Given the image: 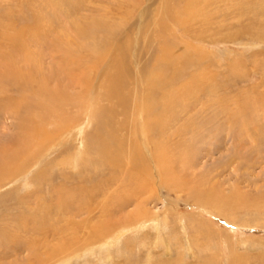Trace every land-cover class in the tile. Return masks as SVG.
<instances>
[{
  "label": "rangeland",
  "instance_id": "1",
  "mask_svg": "<svg viewBox=\"0 0 264 264\" xmlns=\"http://www.w3.org/2000/svg\"><path fill=\"white\" fill-rule=\"evenodd\" d=\"M76 1L0 0V17L8 10L23 21L0 32L48 34L36 43L24 37L19 50L0 40V167L28 120L20 103H32L22 93L26 85L35 90L43 76L52 90L65 84L58 71L65 53H53L65 48L63 32L77 51L66 56L80 69L73 79L96 87L62 89L69 114L56 119L63 129L48 124L53 145L37 158L16 160L0 177V264H264V0H175L179 24L163 19L165 0ZM83 20L109 26L94 29L98 43L73 35ZM127 39L134 49L117 105L125 118L116 119L125 121L118 170L80 144L90 139L95 93L102 95L108 82L102 77L110 75L115 46ZM93 63L98 72L89 70ZM137 68L167 79L160 91L167 100L153 101L150 128L144 122L151 115L142 119L138 110L147 87ZM30 141L33 152L38 146ZM155 153L167 161L166 172ZM61 187L64 208L55 197ZM79 206L95 209L88 214ZM43 225L54 235L28 231Z\"/></svg>",
  "mask_w": 264,
  "mask_h": 264
},
{
  "label": "bare ground",
  "instance_id": "2",
  "mask_svg": "<svg viewBox=\"0 0 264 264\" xmlns=\"http://www.w3.org/2000/svg\"><path fill=\"white\" fill-rule=\"evenodd\" d=\"M165 1H166L167 5L163 7V11H162V17H163V19H165L168 22H172V23H176L177 22L179 24V22H180V18H179L180 12L177 9V5H173L172 4V2H175V0H165ZM196 1H198V0H196ZM189 3H192V1H190ZM12 4H13V2H12ZM54 4H55V2H54ZM262 4H263V2H261V5ZM0 6L1 7H4L3 5H0ZM75 8H77V7H74V8L72 7L71 8V10L74 13L76 12V9ZM6 9H7V7H6ZM11 9H12V7H11ZM85 9H86V6H85ZM5 10H3V12L1 11V13H4ZM5 13H6V14H4L5 17L4 16L0 17V26H4L5 28H7V26H8L9 31H11V29L18 27L19 24H23V23H19V22H23V21H20L19 20L21 18L7 16L8 10ZM258 14L260 15V13H258ZM76 15H77V13H76ZM84 20H85V18H84ZM84 20L81 21L82 24L81 23H78V24L76 23V24L73 25V35L77 39H85V38H88V39H91L93 43H96V42L98 43L97 40H94V38H95L94 37V34H93L94 33V29L95 30H98L100 28L101 29H105V28H109V26H107L105 24H100V22L98 23V21H96V20H92L91 22H88V23H92V24H85L84 23ZM83 24H85V25H83ZM38 26H37V31L40 30V29L38 30ZM165 26H166L165 23H160L159 24V28L164 29ZM33 28H35V27H33ZM39 28H41V27H39ZM6 30L3 29V31L0 32V40L10 41V43L12 44L10 46H13L16 49L18 48V50L22 46V45H20V41L24 37L27 39L28 42H30V43H36L37 41L42 40V37L44 36V34L42 35L43 32H41V31L40 32H37V33H33V34L27 35L25 29H21V30L19 29L16 32L14 31L13 33L6 32ZM51 33H53L52 35L59 36L58 33L57 34H55L54 32H51ZM65 33L66 32H63L62 33L64 39H62V37H61V39H62L61 41H62V44L64 43L67 46L65 45L64 46L65 48H63L62 50H59V51L58 50L57 51L54 50L55 52H53L54 54L57 53L58 55L60 53L61 54H64L65 53L64 54L65 57L64 58H59V61H58L63 66V67L59 66L60 69L58 71L64 73V78L63 79H65V84L62 85V86L61 85L58 86V88L56 90H52L49 87V85H48V83L50 81V77L49 78H46L45 76H43V79H41L39 82L37 80V82L39 83V85L37 86V88L35 90L32 88L33 87L32 86L31 88H32L33 91L30 92L28 90L29 84H27L26 85V88L23 89V91L24 90L25 91L22 92V93H27L28 92L27 95L30 93L29 95H30V97L32 99L31 100V102H32L31 104L30 103L27 104L26 101L25 102H20L25 107L24 114L28 117V120L27 121H24V122L22 121L23 123L21 124V127H20V129H21V135L20 136L21 137H20V140H18L19 143L17 144V146H16L17 148L15 150H13V149L10 148L11 151L8 152V154H7V156L9 155L7 157L8 160L6 159L8 162H6L5 165H2L0 167V177L8 174L9 165L12 164V163H14V165H15L16 160L20 159L21 157H24L26 159V161H27L28 159H32V158H35L36 156H39L40 154L42 155L43 153H38V154H36V153L38 151H40L43 147H45V146L48 147V144L49 143H51V144L53 143V142H50L49 136L52 135V134H54L55 132H50L52 130L47 128L48 127V124H50V126L51 125H56V126H53V127H57L56 130H60L61 128L63 129V125L61 126V125L58 124V122H56V119H62L64 113L69 114V112H67V111L65 112V110H64L65 106H63V104L60 103V101L62 99H64L62 89H66V90H69V91L70 90H75V89H78L79 91H84V88L90 89L89 87H93V88L96 89V87L94 86V84L93 85L92 84L89 85L86 82V79L84 77L81 80L79 78H76L77 80L73 79V76L75 75L74 73L76 72V70H80V69H79V66H77L78 69H76V67L73 64H71V62H69L67 60L68 58H71V57H75L76 56V53H74L76 50L74 52H71L72 49H71V46H70V40H73L74 37H72L69 34H65ZM46 34L47 33H45V36H46ZM127 35L128 34L126 32V37H127ZM53 37L56 38V36H53ZM47 39L49 40L48 37H47ZM27 41H25V42H27ZM34 41H36V42H34ZM56 41H55L54 45H56ZM23 43H24V41H23ZM23 43H21V44H23ZM102 43H104V42H102ZM119 43L116 44V46H115L116 49H115L114 57H112L111 60H110V63L111 62L113 63L112 64V68H111L110 75L106 74L104 77H102V78H105V77L108 78V82H107L108 85L106 83V85H105L104 88L110 90V92L108 94H106V91L107 90H105L104 88H102V91H101V92H103L102 95L97 96L96 93H95V97H94L95 98V101L93 102V104H94L93 105V113L91 115V120H92L93 128H92V131L88 135V137H90V139L89 140H86V143H84V146H82L80 144V147L83 149V152H85V154H86V149H87L88 154L94 153L93 156H96V157L100 158V160H101V162L103 164H106V165H109V166L110 165H112V166H114V165L115 166H118L117 167L118 170H119V167H122V165H121L122 160H120L122 158L121 153H124V151H125L123 140L120 139L119 136H118V128H119V130L122 131V129H124V122L125 121H123L121 123V121L118 122L116 120V119H119V117L124 118V115H122L121 113L120 114L118 113L119 111L117 110V105L118 104H123V99L121 97V94H122V89L124 88V79H125V77L131 78V74L132 73L130 72V67H129L128 62H127V54H128V51L130 49H132V48L134 49V43L132 44L133 46L131 48V40L128 41V39H127L126 42H123V43L121 42L120 44ZM24 44L27 47V44L26 43H24ZM59 44H60V42H59ZM52 45H53V43H52ZM137 45L138 44H136V46ZM45 46H47V45H45ZM49 46H50V44H49ZM10 49L12 50V48H10ZM47 49H48V47H47ZM106 50H109V47L105 46V51ZM50 51H51V49H50ZM97 52H99V51H97ZM66 56H68L67 59H66ZM135 57H136V55H135ZM27 58H28V56H27ZM101 58H103V57H101ZM55 59L56 58H55V55H54V57L52 58V60H55ZM97 64L98 63H93V65L91 66V68H89V70H91V72L97 71V68H96ZM138 68H137V71L140 72L141 74H143L144 76H146L143 79H145V84H146V87H147V90L143 94L144 96H143V100H142V107L139 106L138 110H140L139 112H140V115L142 116V119H144L143 117H145V114L146 113H148L149 115H151L150 117H147L146 118L145 122L143 121L144 124H145V127L150 128L151 127V122H152L151 119L153 117V115H152V112H153L152 103H153V101H155V99H157L158 95H161L160 91L162 90V84L165 85V82L167 81V79L164 78V75H160V76H156L155 75V78H154V77L151 76V74H148V73L146 74V72H147L146 69L141 71V69L139 70ZM164 69H165V67H164L163 64H158L157 65V71L162 72V71H164ZM23 71H24V69H23ZM52 71H54V70H52ZM65 71H66V73H65ZM152 73H154V71ZM51 76H53L55 78V75L53 73H52ZM71 76H72V78H71ZM21 77H22V75H21ZM31 80H33V79L30 77V81L29 82H31V84H32V81ZM57 82H59V80H57ZM67 82H70L71 84L69 85ZM102 82H103V79H102ZM154 85H156V91L153 90ZM166 85H167L166 88L169 87V86H172L173 87V84L172 83H166ZM159 97H161V101L167 100L164 94H162ZM139 100H140V98H139ZM139 100H138V102H139ZM105 102H107L106 105H105ZM88 105L89 104H87V106ZM122 107L125 108L124 106H122ZM82 109H83V107H82ZM138 110H137V112H138ZM70 115H71V112H70ZM30 116L35 117L34 120L36 122L35 121H30L29 120V119H31ZM70 118H71V116H70ZM24 123H26V125H23ZM50 128H52V127H50ZM139 128L141 129L142 127L139 126ZM162 131H164V130H162ZM50 133H52V134H50ZM161 133H164V132H161ZM76 135H77V133H76ZM31 138L35 140L34 141V145H37L38 146V147H34V145H33V147H34V151L33 152L31 150L27 149L29 147L28 145H30ZM52 139H54V138H52ZM66 143L62 144V146H64V149L65 150L69 149V148H67L69 143H67V144ZM31 148H32V145H31ZM155 154H156L155 159L157 158V160H159L161 162V164H162L161 165V168H162V170L164 172H166L167 171V168H166L167 166L166 165L168 163L165 160L164 156L162 157L158 153H155ZM78 159L80 160V158H78ZM79 160H77V161H79ZM127 167H128V165H127ZM121 169L123 170V167ZM145 169L143 168V170H145ZM135 170H137V168ZM163 171H162V173H163ZM6 176H9V174L6 175ZM62 192H63V189L61 187L59 190H57V193L55 192L56 193L55 197L58 198V200H56L57 204H59L60 206H62L64 208L65 205L63 206L62 201H60V195H61ZM204 202H206L208 204H211V202L209 200H206ZM214 205H216V204H214ZM60 206H59V208H60ZM122 208H123V206H122ZM66 209H68V208H66ZM76 209H78V211L84 210V208L82 209V207H80V206H79V208L75 207V210ZM94 209L93 208L85 207L84 212L89 214V213H92L94 211ZM217 209H218V207H217ZM78 211H77V213H78ZM44 225L41 227V229L40 228L33 227V228H31V230H28V231H30V233H34V232H37V231L41 230L37 235L43 234V236H46V234H49V236L50 235L53 236L54 235V232H52V233L48 232L47 229H46V227ZM105 227L107 228V226H105ZM112 227L113 226H111V228ZM129 227H130V225H129ZM129 227H127V228H129ZM108 228L110 229V226ZM115 240H116V238H115ZM113 242H115V241H113ZM103 245L101 247H103ZM75 247H76V245H75ZM106 247H108V246H106ZM29 248L31 250H33V253L34 254H36L35 253V249L33 248V246L32 247H29Z\"/></svg>",
  "mask_w": 264,
  "mask_h": 264
}]
</instances>
